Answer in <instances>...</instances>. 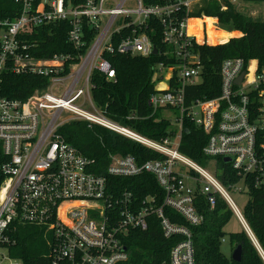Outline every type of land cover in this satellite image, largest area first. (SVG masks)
<instances>
[{
    "label": "built area",
    "instance_id": "obj_1",
    "mask_svg": "<svg viewBox=\"0 0 264 264\" xmlns=\"http://www.w3.org/2000/svg\"><path fill=\"white\" fill-rule=\"evenodd\" d=\"M145 1L85 0L73 6L71 0H14L21 6L19 16L0 20V264H19L10 258L9 248L13 233L22 226L51 232V264H124L129 259L125 241L136 231H147L153 220L164 239H181L162 264H195L189 228L203 223L195 207L198 195L206 197L210 209L221 198L264 261L243 212L229 195L248 196L251 188L264 193V63L225 59L220 66V94L214 99L186 103L185 91L202 81L200 58L192 45L215 47L232 39L209 44L205 20L212 21L211 30L229 33L219 28L216 18L192 17V13L207 1L219 4L220 12L227 6L256 8L264 19V0H156L159 3L154 5ZM150 19L161 24L163 43L173 48L178 60L172 66L157 65L152 76L155 94L149 105L154 111L165 109L169 114L165 118L177 128L173 137L161 142L110 121L91 97L95 73L107 80L115 78L103 54L152 55L154 46L144 31ZM190 21L199 22V37L189 32ZM57 22L68 23L67 40L77 55L37 57L31 52L37 44L26 43L22 35ZM122 31L130 34L115 43ZM9 76H30L40 82L25 98L9 99L2 89ZM62 113L69 116L64 121ZM184 120L207 137L202 153L209 164L213 161L211 170L179 153ZM72 121L100 126L162 159L138 164L131 156H111L107 177L95 175L92 162L57 133ZM217 160L238 179L229 188L214 175ZM142 175L152 176L163 192L159 206L152 196L138 203L131 192L118 193L107 179ZM166 208L187 226L172 222Z\"/></svg>",
    "mask_w": 264,
    "mask_h": 264
},
{
    "label": "trees",
    "instance_id": "obj_2",
    "mask_svg": "<svg viewBox=\"0 0 264 264\" xmlns=\"http://www.w3.org/2000/svg\"><path fill=\"white\" fill-rule=\"evenodd\" d=\"M38 1L35 0L36 3ZM84 1L71 0V3L73 6H78ZM145 3L154 5L159 2L146 0ZM20 11L21 6L14 0H0V20H13L19 16ZM191 16L216 18L221 30L234 32L231 37L236 35L235 32H239L241 37L232 38L228 43L215 47L192 45V51L200 58L202 81L199 85L185 88L186 103L219 96L220 66L225 59L241 58L245 62L257 60L261 65L264 63V19L250 20L230 6L226 7L225 12H220L219 4L207 1L201 3ZM205 22L207 27L212 24L211 20ZM150 27H153V31H150ZM69 29L67 22H57L26 32L22 35V39L30 45L37 44V48L32 49L31 52L39 58L66 53L75 56L77 53L75 54L67 40ZM144 31L152 42L156 54L148 57L103 54L104 59L114 69L115 78L107 80L95 73L91 80L93 84L91 97L95 107L110 121L146 139L161 142L167 137H173L177 133V128L164 117L165 109L154 111L149 105L150 97L155 94L152 76L157 65L172 66L178 63V60L174 56L173 48L163 43V27L159 22L150 19L148 28ZM129 34L130 31H122L114 38V42L117 43L120 38ZM88 35L93 36L92 33ZM214 42L215 39L208 36V43L214 44ZM39 82V79L30 76H9L6 77L2 89L7 98L20 99L28 96L38 87ZM173 112L177 114L175 110ZM57 133L67 144L92 162L91 172L98 176L107 177L111 156H131L138 164L162 159L160 154L140 144L100 126L89 127L82 121L69 122L61 126ZM206 142L207 137L201 130L189 120L183 121L178 151L200 167L207 169L209 158L202 153ZM216 166L214 175L225 188L237 182V177L227 164L217 160ZM107 179L109 184L115 185L118 193L131 192L138 203L148 196L156 198L158 206L163 200V192L152 176ZM248 198L242 216L264 254V193L251 188ZM195 207L203 216L201 225L189 228L192 234L195 264H264L261 255L244 231L238 234H227L224 231L233 214L221 198H217L215 207L210 209L206 197L198 195L195 198ZM164 212L172 222L187 226L173 210L166 208ZM180 240V237L164 239L157 221L153 220L147 231H136L125 241L129 259L124 264H162L168 260L170 250ZM13 241V246L9 248V256L19 264H51V232L46 228L17 227L13 233ZM222 241L228 242L231 254L236 246L241 247L239 262H233L231 256L228 258L222 253Z\"/></svg>",
    "mask_w": 264,
    "mask_h": 264
},
{
    "label": "rangeland",
    "instance_id": "obj_3",
    "mask_svg": "<svg viewBox=\"0 0 264 264\" xmlns=\"http://www.w3.org/2000/svg\"><path fill=\"white\" fill-rule=\"evenodd\" d=\"M235 11L240 13V14H243L244 16H247L250 20H258L259 18H261L258 11L256 10V8L246 7V8H242V9H235ZM119 25H120L119 23L115 24V26H119ZM190 27H191V34H195L196 36H198L199 35L198 34L199 29L198 28L200 27L199 22L194 21ZM235 34L236 35L234 37H231L234 35V32L229 33V34H224V33L219 32V31H213L210 29V25L208 26V36L214 38L215 40L222 39V38H229V37H231L233 39L239 38V34H237L236 32H235ZM68 117L69 116L66 113H62L60 120L64 121ZM164 117L168 118L169 114L164 113ZM170 117L172 119L171 122H173L174 117L172 115ZM210 165H213V161L210 162L209 167H210ZM209 167L207 169L211 170V167L210 168ZM229 195H230V198L233 201V203L239 209V211H242L243 208L245 207V205L247 204V201L249 200L248 196L246 194H237L234 192H230ZM224 231L227 234H238V233H242L243 229H242L240 223L237 221V219L234 216H232L229 223L225 227ZM221 251L226 257L229 258L231 256L230 246H229L228 242L224 241L222 243Z\"/></svg>",
    "mask_w": 264,
    "mask_h": 264
},
{
    "label": "water",
    "instance_id": "obj_4",
    "mask_svg": "<svg viewBox=\"0 0 264 264\" xmlns=\"http://www.w3.org/2000/svg\"><path fill=\"white\" fill-rule=\"evenodd\" d=\"M152 54L155 55L156 54V50L155 48H153ZM241 76L239 77L238 81L240 80ZM224 163H227L228 160L224 159L223 160ZM241 258V247L240 246H236V248L233 250L232 254H231V260L233 262H239Z\"/></svg>",
    "mask_w": 264,
    "mask_h": 264
},
{
    "label": "bare ground",
    "instance_id": "obj_5",
    "mask_svg": "<svg viewBox=\"0 0 264 264\" xmlns=\"http://www.w3.org/2000/svg\"><path fill=\"white\" fill-rule=\"evenodd\" d=\"M193 22H194V21H190V22H189V28H188V30H189L190 33H191V27H190V26H191V24H192Z\"/></svg>",
    "mask_w": 264,
    "mask_h": 264
},
{
    "label": "crops",
    "instance_id": "obj_6",
    "mask_svg": "<svg viewBox=\"0 0 264 264\" xmlns=\"http://www.w3.org/2000/svg\"><path fill=\"white\" fill-rule=\"evenodd\" d=\"M237 34H241V33H239V32H236ZM165 85V84H164Z\"/></svg>",
    "mask_w": 264,
    "mask_h": 264
}]
</instances>
